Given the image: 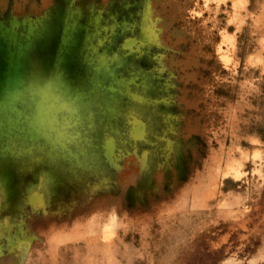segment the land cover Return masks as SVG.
Returning <instances> with one entry per match:
<instances>
[{"label":"rangeland","instance_id":"rangeland-1","mask_svg":"<svg viewBox=\"0 0 264 264\" xmlns=\"http://www.w3.org/2000/svg\"><path fill=\"white\" fill-rule=\"evenodd\" d=\"M0 255L264 264V0H0Z\"/></svg>","mask_w":264,"mask_h":264},{"label":"bare ground","instance_id":"bare-ground-1","mask_svg":"<svg viewBox=\"0 0 264 264\" xmlns=\"http://www.w3.org/2000/svg\"><path fill=\"white\" fill-rule=\"evenodd\" d=\"M130 167V171L124 172L119 170L120 179L125 183H132L134 182L138 171H139V165L135 164L134 162L128 166Z\"/></svg>","mask_w":264,"mask_h":264},{"label":"snow or ice","instance_id":"snow-or-ice-1","mask_svg":"<svg viewBox=\"0 0 264 264\" xmlns=\"http://www.w3.org/2000/svg\"><path fill=\"white\" fill-rule=\"evenodd\" d=\"M126 2H127V0H126ZM0 259H2V255H0Z\"/></svg>","mask_w":264,"mask_h":264}]
</instances>
